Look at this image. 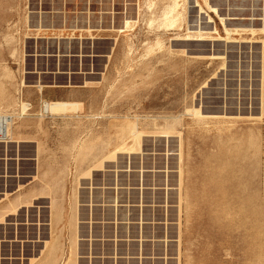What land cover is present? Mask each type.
Listing matches in <instances>:
<instances>
[{
  "label": "rangeland",
  "instance_id": "374dc122",
  "mask_svg": "<svg viewBox=\"0 0 264 264\" xmlns=\"http://www.w3.org/2000/svg\"><path fill=\"white\" fill-rule=\"evenodd\" d=\"M40 77L90 85L82 111L45 118L41 169L33 140L21 160L0 145V200L64 170L78 212L49 233L50 197L22 205L0 264L67 263L76 232V264H264V0H0V114L21 88L37 120L41 96L20 83ZM163 118L180 120L167 138ZM115 131L120 149L73 192L72 143Z\"/></svg>",
  "mask_w": 264,
  "mask_h": 264
},
{
  "label": "crops",
  "instance_id": "0c3cea01",
  "mask_svg": "<svg viewBox=\"0 0 264 264\" xmlns=\"http://www.w3.org/2000/svg\"><path fill=\"white\" fill-rule=\"evenodd\" d=\"M21 84L22 83H20V87H22ZM88 85L90 84H88L87 82L84 83L82 86H75L73 84H69L67 86L44 84L41 77L35 84L28 85L29 87L27 88H36L37 93L41 96L40 97L41 111L43 114L41 113L40 114L41 116L37 118V120H34L33 117L31 116V113H30L31 104L25 101L24 96H23L24 90L20 88L21 90V91L19 90L20 99H22L23 102H25L28 105V110L26 113L28 112L29 113L19 117L20 116V104L17 105V109L15 110L13 114H11L13 115L12 116L13 121L10 126V130H9L10 141L7 144H5L4 148L8 149L11 146V144L13 145L15 144V147H18L20 149V154L16 157L18 158V160H21L22 155H21V145L20 144L28 142L29 140H33L32 143L35 144V151L33 152V155H30V157L37 160L38 165L41 169L43 167L41 166L42 157L47 153V146L45 144V139H44V136L46 134V130L44 127L45 118L50 117V116L52 118L56 116H66L68 113H70V112H67V113L58 114V115L57 114L52 115L51 113H48L46 115L43 112V106L45 104L52 103L53 101L54 102H68V103L79 105V109L74 112V113H78L82 111V108H83L82 102L78 99L79 89H82V88L86 89L88 88ZM116 86L117 84L113 83L112 89L115 90ZM45 89H68L70 91L67 92V94H62V95L57 94V96H55V99H46L44 97ZM32 93H34V91H29V94H32ZM34 129L36 130V134L33 133L32 131ZM118 133H119L118 131H115L114 134H107V139H104L103 136H96L93 138L82 140L80 142L74 141V143H72L71 149L77 150V160H76L78 161L76 165L77 174L74 179V183L76 185H79L80 179H84V177L89 178L93 174L94 171L103 169V166L105 164L106 155L109 153L110 150L115 151L116 147L119 146L120 142H119ZM103 146L105 149L103 148ZM52 174L53 172L50 169L44 170L41 174H39V171H38V173L34 177V178L37 177L39 179L40 183L38 187L36 186L32 188V190L26 193H20L17 197L13 199H9V194L6 193L5 198L7 199V202L0 200V226H3L4 224L9 223V221L10 220L12 221V219L13 221L16 220V217L19 218L20 214H17V212L21 210L22 205L25 204V206L33 207L34 200H38L46 196L50 197L51 199L49 233H52L54 229H58L60 227V224L62 223V220L65 217V214H73V213L77 214L78 212L77 203L78 202H76L74 197L72 196L70 197L69 203L67 206H66V201L64 199H61L65 196L64 177L66 176V172L64 170L61 171L59 175L57 176L58 178L56 177V180L54 181L52 179V176H53ZM78 177H82V178L79 179ZM75 184L72 189L73 192L76 186ZM72 204L75 205L76 207L74 208V206H71ZM60 211H61V215H59ZM55 213H57L58 215ZM57 216L61 218L59 219ZM52 217H54L53 219L54 221L52 220ZM56 217L58 218V221H55L57 219ZM53 222L55 223L57 222L56 225H53L55 224Z\"/></svg>",
  "mask_w": 264,
  "mask_h": 264
},
{
  "label": "bare ground",
  "instance_id": "6f19581e",
  "mask_svg": "<svg viewBox=\"0 0 264 264\" xmlns=\"http://www.w3.org/2000/svg\"><path fill=\"white\" fill-rule=\"evenodd\" d=\"M167 12V11H166ZM168 13L170 14V12L168 11ZM166 16H168V15H166ZM128 24V23H127ZM123 31V30H122ZM126 32V31H125ZM150 51V50H149ZM21 86H22V88H27V87H29L25 82H22V84H21ZM57 87V86H56ZM41 89V88H40ZM23 90V89H22ZM21 91V90H20ZM23 94V93H22ZM24 96V95H23ZM22 100V99H21ZM70 102V101H69ZM12 103V102H11ZM15 103V102H14ZM14 103H12L13 105H14ZM9 104V103H8ZM10 105V104H9ZM4 106V105H3ZM6 107L4 106V110H6L5 109ZM79 109V105H77V104H72V103H68V102H52V103H49V104H45L44 106H43V112H44V114H48V113H51L52 115L53 114H64V113H67V112H75L76 110H78ZM27 110H28V105L25 103V102H23V100L22 101H20V116L19 117H21V116H23V115H25V114H28V113H26L27 112ZM199 110L198 109H191V110H189V112L191 113V115L193 116H197V112H198ZM1 112V111H0ZM43 114V113H42ZM199 115V114H198ZM9 116H11V121L8 123V126H7V133H6V138H7V141L6 142H4V143H8L9 141H10V136H9V130H10V126H11V124H12V121H13V115H9ZM41 116V115H40ZM193 116V117H194ZM200 116V115H199ZM15 117V116H14ZM51 117V116H50ZM205 118V117H204ZM22 119V118H21ZM164 119V118H163ZM42 120V119H41ZM180 120L179 119H176V118H173L172 119V121H169V119H164V123L162 124V131H164V133H165V135H162V137L163 138H167V134L168 133H171L172 131H174L175 132V130L176 129H178L177 128V126H178V122H179ZM151 122H152V124L156 127V126H158V124H160L161 125V123H159L158 122V119L157 118H155L154 120H151ZM159 129V128H158ZM131 134L133 135V136H135V137H138V138H141L142 137V132L140 131V124H139V120L138 119H136L135 120V122H133L132 123V125H131ZM177 134H179V133H177ZM180 135V134H179ZM12 139V138H11ZM106 139H107V137H106ZM108 139H110V138H108ZM13 140V139H12ZM103 141V140H102ZM108 142V141H107ZM103 143V142H102ZM79 144V143H78ZM81 144V143H80ZM180 144H182V143H180ZM105 146V145H104ZM104 146H103V148H104ZM107 146H108V144H107ZM101 147V146H100ZM106 147V146H105ZM120 147H121V145H119V146H117V150L118 149H120ZM181 148V147H180ZM80 149V148H79ZM105 149V148H104ZM125 150V149H124ZM130 150V149H129ZM128 151V150H127ZM101 153V152H100ZM99 153V154H100ZM108 153V152H107ZM106 153V154H107ZM126 153H131V150L130 151H128V152H126ZM116 154V152L114 153V152H110V154L108 153V155L109 156H106V158H105V160H107V159H109L111 156H113V155H115ZM180 154H181V150H180ZM179 154V155H180ZM101 156V155H100ZM102 157V156H101ZM99 158V157H98ZM97 158V159H98ZM100 161H101V159H100ZM99 161V162H100ZM103 161H104V159H103ZM78 162V161H77ZM98 162V163H99ZM106 162V161H105ZM79 173V172H78ZM90 173V172H89ZM75 184V183H74ZM76 196V195H75ZM75 199H76V197H75ZM57 200V199H56ZM60 200V199H59ZM71 206H74V208L76 207L75 205H71ZM57 211V210H56ZM74 212V211H73ZM73 212H71V213H73ZM55 214H57V213H55ZM74 214V213H73ZM2 215V214H1ZM58 215V214H57ZM59 215H61V211H60V214ZM55 216V215H54ZM58 218H59V216H57ZM56 217V218H57ZM58 218L55 220V221H58ZM61 218V217H60ZM59 218V219H60ZM54 219V217H52V220ZM54 221V220H53ZM53 223H55V222H53ZM57 223V222H56ZM56 223L55 224H53V225H56ZM55 230V229H54ZM74 232H75V230H74ZM72 233V232H71ZM73 234V237H72V242H71V252H70V256H69V259L67 260V263H63V264H76V248H77V232L76 233H72ZM71 234V235H72ZM55 241V240H54ZM57 242V241H56ZM57 245V244H56ZM52 247V246H51ZM53 248V247H52ZM51 252V251H50ZM55 252V251H54ZM46 253V252H45ZM50 254V253H49ZM54 256H55V254H53ZM61 255V254H60ZM48 256V255H47ZM63 256V255H62ZM60 257V256H59ZM45 258V257H44ZM53 257H51V259H48V260H45L46 262L45 263H43V264H54V259H52ZM43 260V259H42Z\"/></svg>",
  "mask_w": 264,
  "mask_h": 264
},
{
  "label": "built area",
  "instance_id": "2783aa9c",
  "mask_svg": "<svg viewBox=\"0 0 264 264\" xmlns=\"http://www.w3.org/2000/svg\"><path fill=\"white\" fill-rule=\"evenodd\" d=\"M11 116L7 114H0V145H5L7 141L6 133L8 123L11 121Z\"/></svg>",
  "mask_w": 264,
  "mask_h": 264
}]
</instances>
